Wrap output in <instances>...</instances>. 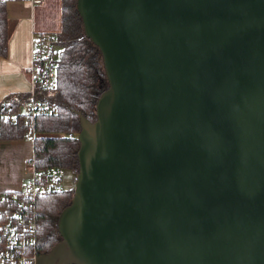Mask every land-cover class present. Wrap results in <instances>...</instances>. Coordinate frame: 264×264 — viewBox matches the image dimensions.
I'll return each mask as SVG.
<instances>
[{
    "label": "water",
    "instance_id": "water-1",
    "mask_svg": "<svg viewBox=\"0 0 264 264\" xmlns=\"http://www.w3.org/2000/svg\"><path fill=\"white\" fill-rule=\"evenodd\" d=\"M75 7L107 89L94 122L79 117L72 197L47 254L264 264V0Z\"/></svg>",
    "mask_w": 264,
    "mask_h": 264
},
{
    "label": "trees",
    "instance_id": "trees-1",
    "mask_svg": "<svg viewBox=\"0 0 264 264\" xmlns=\"http://www.w3.org/2000/svg\"><path fill=\"white\" fill-rule=\"evenodd\" d=\"M4 4L0 2V57L6 56L11 32ZM55 36L53 92L35 94L38 100L51 105L53 112L37 115L32 125L30 122L23 123V117L19 118V115L13 120L20 105L29 102L30 93L6 97L0 102V140H29L27 136L33 134V156L27 168L31 163L36 170L53 167L60 169L64 177L65 172H74L75 175L78 169L76 153L79 145L76 136L79 132V117L94 122L95 103L107 89V82L100 53L83 33L75 0H61L60 31ZM71 197L72 189L65 191L62 187L60 191L45 194L34 202L36 257L49 253L60 240L57 231L58 215L70 204Z\"/></svg>",
    "mask_w": 264,
    "mask_h": 264
},
{
    "label": "built area",
    "instance_id": "built-area-1",
    "mask_svg": "<svg viewBox=\"0 0 264 264\" xmlns=\"http://www.w3.org/2000/svg\"><path fill=\"white\" fill-rule=\"evenodd\" d=\"M17 0H0L11 2ZM31 6L40 5L43 0H18ZM56 36L51 33L32 35L29 44L28 80L30 100L19 107L13 120L22 118L23 123L32 125L37 115H48L53 107L38 100L36 93L50 94L54 87ZM22 111V114H21ZM32 131V130H31ZM33 132V131H32ZM29 141L33 134L27 136ZM25 187L15 193L0 192V264H35L37 226L33 205L37 198L50 192L60 191L63 172L56 168L34 169L28 167Z\"/></svg>",
    "mask_w": 264,
    "mask_h": 264
},
{
    "label": "crops",
    "instance_id": "crops-1",
    "mask_svg": "<svg viewBox=\"0 0 264 264\" xmlns=\"http://www.w3.org/2000/svg\"><path fill=\"white\" fill-rule=\"evenodd\" d=\"M10 37L5 57H0V102L10 95H28L29 44L32 35L60 31L61 0H43L31 6L24 1L4 4ZM33 156L29 140H0V192L17 191L27 177Z\"/></svg>",
    "mask_w": 264,
    "mask_h": 264
},
{
    "label": "rangeland",
    "instance_id": "rangeland-1",
    "mask_svg": "<svg viewBox=\"0 0 264 264\" xmlns=\"http://www.w3.org/2000/svg\"><path fill=\"white\" fill-rule=\"evenodd\" d=\"M11 79L10 78H4L3 81H0V82H5V81H9ZM29 170V169H28ZM74 172L72 174L68 173V172H65L64 174V177L62 179V183H61V186L63 187V189L65 191H68L70 189L73 188V185H74ZM26 179L24 181V184L26 183ZM56 254H52V256H50V254H46V255H43L40 256L39 258H37L36 260V264H65L64 261H61V260H54V257H55ZM54 261V263H53Z\"/></svg>",
    "mask_w": 264,
    "mask_h": 264
}]
</instances>
